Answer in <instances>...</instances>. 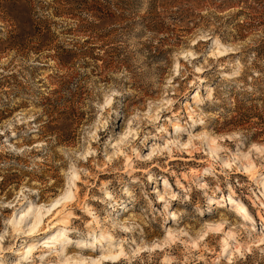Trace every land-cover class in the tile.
I'll return each instance as SVG.
<instances>
[{
	"label": "clouds",
	"instance_id": "1",
	"mask_svg": "<svg viewBox=\"0 0 264 264\" xmlns=\"http://www.w3.org/2000/svg\"><path fill=\"white\" fill-rule=\"evenodd\" d=\"M18 6L0 264H264V0Z\"/></svg>",
	"mask_w": 264,
	"mask_h": 264
},
{
	"label": "rangeland",
	"instance_id": "2",
	"mask_svg": "<svg viewBox=\"0 0 264 264\" xmlns=\"http://www.w3.org/2000/svg\"><path fill=\"white\" fill-rule=\"evenodd\" d=\"M0 12H5L13 19H26L22 17V9L18 6V0H4L3 4H0Z\"/></svg>",
	"mask_w": 264,
	"mask_h": 264
}]
</instances>
